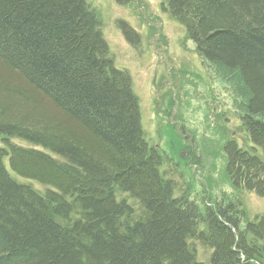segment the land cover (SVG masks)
I'll use <instances>...</instances> for the list:
<instances>
[{
    "label": "trees",
    "instance_id": "1",
    "mask_svg": "<svg viewBox=\"0 0 264 264\" xmlns=\"http://www.w3.org/2000/svg\"><path fill=\"white\" fill-rule=\"evenodd\" d=\"M165 1L243 135L226 175L264 199V0ZM179 166L89 0H0V264H264V213L177 191Z\"/></svg>",
    "mask_w": 264,
    "mask_h": 264
},
{
    "label": "rangeland",
    "instance_id": "2",
    "mask_svg": "<svg viewBox=\"0 0 264 264\" xmlns=\"http://www.w3.org/2000/svg\"><path fill=\"white\" fill-rule=\"evenodd\" d=\"M89 1L102 18L114 64L131 75L149 144L180 164L177 191H189L197 201L219 199L224 193L239 200L250 217L264 213V199L234 189L226 175L223 145L243 135L235 131L238 123L222 84L209 76L166 1ZM118 19L138 34L137 47L120 33ZM187 145L196 150L195 156L189 157Z\"/></svg>",
    "mask_w": 264,
    "mask_h": 264
}]
</instances>
